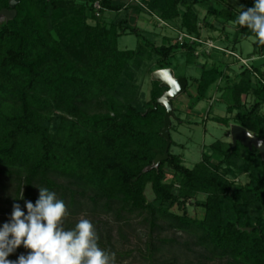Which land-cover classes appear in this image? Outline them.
Segmentation results:
<instances>
[{
  "label": "trees",
  "instance_id": "16d2710c",
  "mask_svg": "<svg viewBox=\"0 0 264 264\" xmlns=\"http://www.w3.org/2000/svg\"><path fill=\"white\" fill-rule=\"evenodd\" d=\"M70 1L21 0L18 15L0 22V227L9 222L14 203L26 213L25 201L35 204L39 187H45L67 207L65 229H73L80 216L90 220L105 251L112 244L107 220L124 226L137 221L148 227L145 252L153 264H169L157 257L169 247L187 249V264H264V160L257 149L218 139L209 145L218 163L203 153L201 161L188 167L181 155L171 152L172 141L170 157L144 171L166 148L161 136L166 109H154L166 88L155 81L150 99L135 102L129 60L148 47L161 58L158 69L173 68L175 50L183 49L186 63L197 64L202 44L197 5L204 0H143L134 5L88 0L80 14L87 7L95 15L126 12L118 21L97 26L69 16ZM97 1L99 9L94 7ZM9 2L0 0V11ZM243 2L242 10H247L255 0ZM145 4L156 18L197 40L157 46L145 37L137 50L119 49L122 33L141 35L136 21L147 14ZM237 15L228 6L209 7L203 20L215 31L234 24L236 37L226 45L232 53L240 41L254 37L255 59L231 78V64L204 63L195 78L197 93L205 98L215 87L232 117L213 120L229 127L233 120L263 138L264 46L246 26L234 23ZM243 96L253 97V103L247 105ZM242 175L248 183L235 181ZM148 185L152 201L146 196ZM201 195L206 198L196 204L203 207V216H192L187 201ZM163 231L170 234L162 236ZM177 231L193 239L184 240ZM29 251L21 245L8 259ZM131 254L119 253L122 258Z\"/></svg>",
  "mask_w": 264,
  "mask_h": 264
},
{
  "label": "rangeland",
  "instance_id": "374dc122",
  "mask_svg": "<svg viewBox=\"0 0 264 264\" xmlns=\"http://www.w3.org/2000/svg\"><path fill=\"white\" fill-rule=\"evenodd\" d=\"M88 0H72L67 5L70 8L71 14L69 16L75 17L77 20L85 21L86 24L91 26H97L100 23L109 24L112 21H118L125 16V11L117 14L115 12L107 11L102 15L96 13L90 7H87L82 14L79 13L80 9L87 3ZM134 4L144 3L143 0H122ZM146 5V4H145ZM100 6L99 4L97 5ZM228 6L233 9H237L240 6H244L243 0H204V3H199L197 9L201 16L202 27V44L198 47V63L187 64V54L183 49H177L174 53V62L172 67L175 70L177 76L186 77L188 79L187 92L179 96L175 101V114L176 119L172 121L171 138L174 141L172 145V153L181 155L183 163L188 167H193L197 162L203 159V153L211 154L212 151L209 147L210 144L218 139H223L232 142L230 127L234 124L233 120L230 122V127L213 120L212 117H232L227 112V102L222 97V93L217 91L215 87H210L205 98H201L197 93V81L195 78L201 76V68L204 63L213 65L219 61H223L221 64L229 63L233 67L228 70V77H234L245 65L240 61V57L243 59H253L254 51V37H248L240 41L235 46V53L227 50L226 45H232L231 41L236 37L237 31L234 24L221 30H211L205 25L203 17H206L209 7H224ZM95 7V6H94ZM68 8V9H69ZM147 14H142L137 18L136 25L141 32L140 36H136L130 33H122L119 37V49L137 50L138 46L145 44L143 38H147L151 43L160 46L163 44H173L180 42L182 36L181 30H178L174 25L167 24L156 18L154 13H151L148 6H144ZM94 14V15H93ZM211 21H215L211 18ZM185 34V33H184ZM230 38V40H228ZM224 51L226 53L224 54ZM238 53V54H237ZM234 55V56H233ZM140 60V61H139ZM161 60L155 54L150 52V48L146 47L143 54L138 59H130L129 65L134 75L132 85L137 89V99L135 102L145 104L151 97V92L154 88L152 79V73L158 70L159 61ZM239 60L240 62H237ZM138 63L141 62L140 68H137ZM252 62H248L249 64ZM227 65V64H226ZM157 82V81H156ZM225 84V83H224ZM160 85V83H159ZM226 85V84H225ZM243 99L245 97L243 96ZM247 105L253 103V97L245 99ZM262 114H264V106L260 108ZM208 118V119H207ZM264 138V135L262 136ZM211 160L214 163L219 162V156L215 153L211 154ZM170 174L172 172L170 171ZM236 182L246 184L249 182L247 175L238 176L235 178ZM167 182H171V178L167 179ZM174 191L178 192L177 186L174 187ZM146 196L149 201L154 199V193L151 186L148 185L146 189ZM206 197L204 195L192 198L187 201L188 212L195 217H202L204 209L202 206L197 205L198 201H203ZM82 216H80V219ZM106 229L112 236V244L108 246L111 253H115V264H153V261L146 257L145 241L147 240V226L138 225L137 221L133 222L132 226H124L112 219L107 220ZM167 231H163L162 236L169 235ZM179 236L183 239H193L190 235L177 231ZM184 239V240H185ZM144 249L141 252L140 249ZM185 248V247H184ZM169 251L164 254L158 253L157 257L160 260H169V264H187V257L190 255L187 249H183L182 252L177 251L176 247H169ZM172 251H176L175 254ZM132 254L125 258H122L119 253ZM145 254V256H143ZM212 263L217 260L211 261ZM155 264H158L155 262Z\"/></svg>",
  "mask_w": 264,
  "mask_h": 264
},
{
  "label": "clouds",
  "instance_id": "9594fccd",
  "mask_svg": "<svg viewBox=\"0 0 264 264\" xmlns=\"http://www.w3.org/2000/svg\"><path fill=\"white\" fill-rule=\"evenodd\" d=\"M242 9H236L234 23L246 26L264 46V0ZM25 207L26 213L14 203L9 222L0 227V264H115V253L98 246L99 235L90 220L81 218L73 229H65L68 210L55 192L39 187L35 204L25 201ZM21 245L28 254L9 260Z\"/></svg>",
  "mask_w": 264,
  "mask_h": 264
},
{
  "label": "water",
  "instance_id": "95a60500",
  "mask_svg": "<svg viewBox=\"0 0 264 264\" xmlns=\"http://www.w3.org/2000/svg\"><path fill=\"white\" fill-rule=\"evenodd\" d=\"M21 0H10L9 7L0 11V22L3 23L14 19L18 15L17 6ZM168 77L167 79L165 77ZM152 79L160 83L161 87L166 88L164 93L157 99L154 109L158 106H163L166 109L165 123L161 131V136L167 141L166 148L163 154H158L152 165L148 166L144 171H149L158 168L162 161L170 157L169 151L172 145L171 128L172 121L176 119L174 101L187 92L188 79L186 77L177 76L173 68H163L155 70L152 73ZM174 82V83H173ZM231 138L233 145L238 142L250 150L257 149L264 160V139L254 134L246 127L239 124H232L230 127ZM251 134V135H249ZM259 145V146H258Z\"/></svg>",
  "mask_w": 264,
  "mask_h": 264
},
{
  "label": "built area",
  "instance_id": "2783aa9c",
  "mask_svg": "<svg viewBox=\"0 0 264 264\" xmlns=\"http://www.w3.org/2000/svg\"><path fill=\"white\" fill-rule=\"evenodd\" d=\"M100 5V3L97 1L96 3H95V7L97 8V9H99L100 8V6L98 7L97 5ZM184 40H190L191 42H193V41H196L197 39L195 38V37H192V36H190V35H187V34H184V33H182V36H181V38H180V41H184ZM255 58H253V59H243L242 57H240V61H242L245 65H249V63L248 62H250V60H254Z\"/></svg>",
  "mask_w": 264,
  "mask_h": 264
},
{
  "label": "snow or ice",
  "instance_id": "6c2138e0",
  "mask_svg": "<svg viewBox=\"0 0 264 264\" xmlns=\"http://www.w3.org/2000/svg\"><path fill=\"white\" fill-rule=\"evenodd\" d=\"M166 79L168 78L167 76L165 77ZM174 83V82H173Z\"/></svg>",
  "mask_w": 264,
  "mask_h": 264
},
{
  "label": "crops",
  "instance_id": "0c3cea01",
  "mask_svg": "<svg viewBox=\"0 0 264 264\" xmlns=\"http://www.w3.org/2000/svg\"><path fill=\"white\" fill-rule=\"evenodd\" d=\"M238 54V53H237ZM240 62V61H239ZM232 65V64H231ZM232 67H233V65H232Z\"/></svg>",
  "mask_w": 264,
  "mask_h": 264
}]
</instances>
